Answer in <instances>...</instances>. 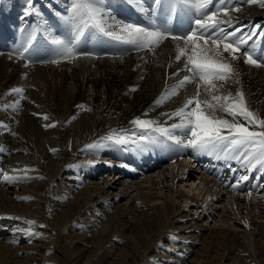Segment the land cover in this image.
<instances>
[{"label": "bare ground", "instance_id": "bare-ground-1", "mask_svg": "<svg viewBox=\"0 0 264 264\" xmlns=\"http://www.w3.org/2000/svg\"><path fill=\"white\" fill-rule=\"evenodd\" d=\"M231 2L242 10L230 11L231 25H222L226 31L249 32L259 25L257 32H264V8ZM108 4L121 19L146 22L125 0ZM29 8L38 14L25 15ZM64 9L65 0L31 5L0 0V124L7 126L0 127V174L29 177L7 182L0 175V264H86L95 255L92 264H264V167L246 171L239 161L164 137L143 152L131 145L86 148L113 131L139 135L131 123L137 117L165 127L179 122L168 115L195 92V83L154 106L166 82L171 87L189 74L171 75L183 68L175 61V42L166 40L155 53L136 51L88 31L80 45L94 56L69 61L59 58L53 45L35 51L46 34L39 30L27 67L15 55L10 58L41 20L54 35L68 38L56 15L66 14ZM56 58V64L42 62ZM234 63L240 83L227 84L226 90H243L250 109L264 118V66L245 64L242 55ZM16 87L24 89V99L11 93ZM17 100L18 109L5 107ZM217 115L232 120L227 113ZM51 123L56 126L45 127ZM203 160L206 165L199 163ZM213 164L224 180L210 173ZM245 175L248 179L233 189ZM23 196L30 199H19Z\"/></svg>", "mask_w": 264, "mask_h": 264}, {"label": "snow or ice", "instance_id": "snow-or-ice-1", "mask_svg": "<svg viewBox=\"0 0 264 264\" xmlns=\"http://www.w3.org/2000/svg\"><path fill=\"white\" fill-rule=\"evenodd\" d=\"M28 2L31 5L32 0ZM125 3L132 6L146 22L141 23L140 19H121L111 9L108 0H65L66 14L56 15L68 28L70 36L61 38L54 35L51 27L47 26L48 22L41 20L32 31L22 36L21 42L9 56L11 58L15 55L16 58L24 60L27 67L39 30L48 33L56 55L69 61L94 56L91 51L79 47L88 31H93L112 42L127 45L136 51L148 50L153 53L166 40H171L176 45L175 61L183 63V68L177 67L171 75L179 77L182 72L189 74L183 75V78L171 87L166 82V90L154 101V106H161L177 96L187 85L195 83V92L186 98L181 107L170 115L163 114L168 115L169 119L178 118L179 122L165 127L157 121L137 117L131 123L140 130L139 135L133 133L130 137L113 131L102 137L101 142L86 145V148L102 149L110 144L131 145L135 150L143 152L149 145L160 142L158 137H164L180 147L239 161L246 171L264 167V118L250 109L243 90L237 89L233 94L225 88L227 84L240 83L239 71L234 62L238 61L241 55L245 64L264 66V32L256 30L260 26L257 25L249 32H244L241 28L226 31L222 25H231L230 11L242 10L241 6L233 4L231 0H151V3L148 0H125ZM243 3L259 4L264 8V0H243ZM161 9L164 12L163 19L159 18ZM32 12L38 14L37 9L29 8L26 9L25 15ZM184 22H187V28L183 27ZM225 53L230 59L225 57ZM42 62L56 64L58 61L52 59ZM131 91H135V88ZM11 93L19 94L21 99L25 98L23 88H13ZM19 106L20 101L17 100L15 105L5 107L18 109ZM77 107L84 108L83 105ZM217 112L227 113L232 120L218 116ZM237 118L246 123H240ZM43 119L47 121L49 117L44 115ZM55 126V123L45 125L46 128ZM0 127L7 128L3 124H0ZM177 130L182 135H178ZM0 151H3V146H0ZM0 175L7 182L29 179L27 175ZM247 179L248 176H241L231 187L239 189ZM19 199L27 200L30 197L23 196ZM34 223L27 221L30 226ZM25 231L29 236L34 235L27 229Z\"/></svg>", "mask_w": 264, "mask_h": 264}, {"label": "rangeland", "instance_id": "rangeland-1", "mask_svg": "<svg viewBox=\"0 0 264 264\" xmlns=\"http://www.w3.org/2000/svg\"><path fill=\"white\" fill-rule=\"evenodd\" d=\"M23 16V14L21 13L20 15H19V17H22ZM47 26H49V24H47ZM41 33H39L38 34V36L40 35ZM39 42L38 43H43L46 47H49L50 49H51V47H52V45H51V43H50V40H49V37H48V35L47 34H43V35H41L39 38ZM41 39V40H40ZM45 41H44V40ZM21 42V41H20ZM45 42V43H44ZM48 43V44H47ZM97 111V109H95V113H97L96 112ZM83 149V148H82ZM113 160V159H112ZM114 162H116V159L115 160H113ZM199 163L200 164H202L203 165V163H205V160H203V161H199ZM111 173L110 174H113L114 176L116 175V171H110ZM65 174V171H63V175ZM109 175V174H108ZM107 176V175H106ZM223 176H225V173H224V175ZM64 180H66V179H64ZM179 185V184H178ZM178 188H181V187H179V186H177ZM181 190H183V191H185L184 189H183V187L181 188ZM121 201V200H120ZM113 208V207H112ZM1 237H3V235H0V240H1ZM166 241H163V243H160V247H163L166 243H165ZM60 245H62V244H60ZM97 258V255H95V257L94 258H92V260H95ZM92 260L91 261H89V262H87L86 264H92L93 262H92Z\"/></svg>", "mask_w": 264, "mask_h": 264}]
</instances>
